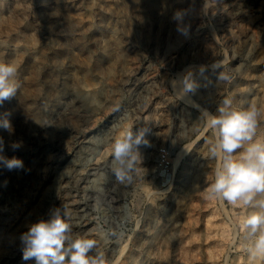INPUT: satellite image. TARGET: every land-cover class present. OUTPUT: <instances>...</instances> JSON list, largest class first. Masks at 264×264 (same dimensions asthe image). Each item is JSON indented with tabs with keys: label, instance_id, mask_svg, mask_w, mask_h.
Returning <instances> with one entry per match:
<instances>
[{
	"label": "rangeland",
	"instance_id": "obj_1",
	"mask_svg": "<svg viewBox=\"0 0 264 264\" xmlns=\"http://www.w3.org/2000/svg\"><path fill=\"white\" fill-rule=\"evenodd\" d=\"M0 63L20 83L0 105V155L24 165H0V264H34L20 236L56 208L107 264H264L245 250L247 210L208 196L220 161L200 111L255 105L264 140V0H0ZM188 72L200 86L180 100ZM144 127L150 146L120 184L114 142Z\"/></svg>",
	"mask_w": 264,
	"mask_h": 264
},
{
	"label": "clouds",
	"instance_id": "obj_2",
	"mask_svg": "<svg viewBox=\"0 0 264 264\" xmlns=\"http://www.w3.org/2000/svg\"><path fill=\"white\" fill-rule=\"evenodd\" d=\"M182 11L174 13L178 22L177 30L187 34V28L180 27L183 22ZM213 70L220 69L218 64ZM207 69L201 67L203 74ZM17 67L13 63H0V105L16 97L20 83L16 79ZM219 80H228L224 72H218ZM199 84L192 73H186L181 79L174 80L172 87L180 100L194 95ZM193 107L200 108L192 102ZM203 116L208 117V125L213 133L210 157L219 159L215 168L214 180L208 191L209 198L226 201L235 207L246 209L243 219L238 222L243 232L244 241L248 242L245 250L250 260L264 258V140L256 138L258 117L261 112L255 105L246 109L235 110L232 101L225 99L218 107V114H211L200 108ZM10 113L0 117V128L11 130ZM148 127L137 131L127 130L123 137L115 140L113 159L116 166L112 175L120 184L132 181V173L137 162L141 163L139 146H150L146 135ZM3 138L0 137V152L3 151ZM14 144L13 148H19ZM0 165L9 170L22 169L23 161L15 157L8 159L0 155ZM97 204L100 200L97 199ZM23 261L34 264H107L102 252L97 251L95 239L74 236L68 212L56 208L47 220L31 224L27 232L21 234Z\"/></svg>",
	"mask_w": 264,
	"mask_h": 264
},
{
	"label": "built area",
	"instance_id": "obj_3",
	"mask_svg": "<svg viewBox=\"0 0 264 264\" xmlns=\"http://www.w3.org/2000/svg\"><path fill=\"white\" fill-rule=\"evenodd\" d=\"M165 155L161 154V160L164 161Z\"/></svg>",
	"mask_w": 264,
	"mask_h": 264
},
{
	"label": "bare ground",
	"instance_id": "obj_4",
	"mask_svg": "<svg viewBox=\"0 0 264 264\" xmlns=\"http://www.w3.org/2000/svg\"><path fill=\"white\" fill-rule=\"evenodd\" d=\"M193 187V185H191V188ZM195 187V186H194ZM12 234V233H11ZM14 234V233H13ZM20 234V233H19Z\"/></svg>",
	"mask_w": 264,
	"mask_h": 264
}]
</instances>
